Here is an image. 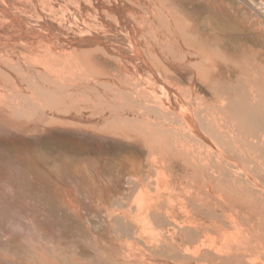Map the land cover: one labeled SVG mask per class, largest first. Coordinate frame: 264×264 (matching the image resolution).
<instances>
[{
    "label": "rangeland",
    "instance_id": "374dc122",
    "mask_svg": "<svg viewBox=\"0 0 264 264\" xmlns=\"http://www.w3.org/2000/svg\"><path fill=\"white\" fill-rule=\"evenodd\" d=\"M22 1L0 0V27L2 29H0V42L8 41L12 43L11 35H8L7 32L11 24L23 30L22 6L26 7L34 4L40 7L39 2H41V0ZM35 1L39 2L36 3ZM49 1L47 3L53 5L54 0ZM82 1L85 2L84 6L88 4L85 7L88 9V14L95 18L92 17L94 22L101 26L111 22L116 27L120 25L121 29L135 33L139 37L140 43H133L131 46L135 49L140 45L141 47L139 46L135 50L141 53L151 65L156 66L155 69L162 68L163 76H168L167 79L171 84L180 86L183 89L188 86L189 75L185 69L188 66L194 73L197 72L194 74L195 82L201 87L205 86L203 85L204 80H216L217 84L228 79L227 77L232 73L234 76L238 75L243 78L246 83L257 86L264 93V44L256 41L254 36L248 32L234 31L230 26L229 18L224 13H217L212 10L208 0ZM49 4H47L48 9H50ZM94 4L95 6H93ZM239 4L247 14L259 23V31L254 29L255 32L264 33V21L259 15L250 7H247L245 0L243 3L239 2ZM97 7L99 9H96ZM37 11L39 14L36 9L29 11L28 14L32 16L45 14L39 9ZM159 16H163V18ZM29 24L31 28L35 27L33 23L30 22ZM15 27L14 30H16ZM167 31H170V33ZM71 51L69 49L66 52L49 50L47 54H51L55 58L52 66H63L66 62L63 56L66 53L76 54ZM167 58L170 60L174 58L173 62L171 60L172 64ZM175 60L176 62H174ZM182 62H185V64ZM189 62L190 64H188ZM208 62L210 63L208 64ZM92 63L94 66L91 65ZM169 64L171 67L168 66ZM89 65L87 70L95 72V77H83L80 74L76 76L71 72L68 73L66 69L65 71L68 74L67 76L73 75L71 78L75 82L80 80L85 83L88 80L87 86H89V91L91 90L90 95L92 97L99 94L107 98L109 94H112L111 97H117L118 95L117 99H119V95H123L127 89L140 90L141 93L147 90L144 87L143 80L140 78L141 82L139 77H136L134 70L128 64V59L122 53L117 56L111 55L110 60L91 59ZM98 65L100 67H97ZM176 65L178 67L181 65V70L183 68L185 70H179L180 68L178 69ZM7 66L10 65L7 64ZM13 68L12 66L8 67L9 73L14 74L13 76L10 73V80L0 78V264H34L35 257H37L34 251L36 250L35 247L38 246L36 241L39 239L41 240L40 264H64L63 259L52 260L48 258V247L54 245V243L50 244L48 242L47 237L50 235L53 236V240H56L55 245L61 246L65 245L64 241L72 238L101 241V244H99L100 254H98L100 257L102 256L101 258H93L92 255L94 254L90 251V253H85L83 258L74 259L72 264H200L198 262L200 255L197 256V254H200V251H198L200 237L192 228L199 221L207 220L203 217V215H206L204 212L207 209H204L206 203L202 198L206 195V185L211 177V171L208 169L214 168V155L211 149L204 148L202 145L198 146L194 141H190L181 132L178 133L177 131H174L175 133L173 132L172 136L178 134L177 137H173L178 140L171 141V145L162 143L160 130L144 119L143 117L146 116L143 113L137 111L131 113L130 118L134 117L131 122V120L122 119V117L119 119V113L112 114V116H116H113V118L111 114L106 113L105 116L103 110L90 104L89 106H77L80 104L72 100L70 102L68 98L64 99L63 103L57 102L59 105L56 104V108H53L58 119L57 122L39 121L37 123L38 127L31 129L33 124L32 121H29V118L22 116V119H17L22 109L19 108L21 109L19 110L6 103V98L9 102L14 101L16 94L14 88L22 89V86L18 87L19 84L14 85L16 79L13 77H16L14 73L16 69ZM103 68L105 70H102ZM119 70L121 71L120 74H118ZM97 71L99 72L97 73ZM126 72L129 73L130 77H133V75L134 77H126L128 74ZM91 80L92 82H90ZM100 81L104 82L101 83ZM134 81H137V84ZM106 84L111 87H106ZM120 86H123L124 91ZM114 88L119 90L114 92ZM204 88L206 91L202 96H206L208 102L215 101L212 91L207 87ZM92 91L96 94H93ZM150 93L148 90L145 91L146 95ZM42 105L44 108H48L47 103H42ZM63 105H65L64 108H62ZM68 107L73 109L65 110ZM78 107L80 108L78 109ZM124 110L126 112L128 108H124ZM58 111L62 112L61 115ZM130 111L129 109L127 112ZM139 124L140 126H138ZM150 125H153L152 128H150ZM65 132L76 137L83 136L92 139L120 141L122 149L134 151L137 159L144 164V174L133 186L130 198L123 200L118 209L110 212L111 217L114 219L112 222L115 223L113 226L38 227L33 225L31 193L34 186V166L37 170H39V167H43L47 172L57 177L63 171H68L71 168L69 162L64 165L65 167L62 166L63 169H56V172L47 169L44 162L47 163L51 156L56 158L64 154V147L63 149L61 147L53 148V152L48 154L50 157L47 155L44 159V152L47 149L43 147L38 148L39 153L36 157L38 151L37 141L56 135L63 136L66 134ZM158 140L161 141L156 142ZM182 146L185 150L182 149ZM182 151H185V153L183 154ZM189 156L191 158H188ZM123 160L128 162L125 157L120 162H124ZM130 162H137L140 165L138 161L133 160ZM140 169L141 166H139L136 175L141 174ZM184 237H189L190 240L186 242L183 240ZM111 240L116 242L111 243ZM111 256L113 258H109Z\"/></svg>",
    "mask_w": 264,
    "mask_h": 264
},
{
    "label": "bare ground",
    "instance_id": "6f19581e",
    "mask_svg": "<svg viewBox=\"0 0 264 264\" xmlns=\"http://www.w3.org/2000/svg\"><path fill=\"white\" fill-rule=\"evenodd\" d=\"M80 1L54 0L53 5L52 3L50 5L47 3L50 2L49 0H41L42 3L49 4L50 9L47 8V4H42L41 2H39L40 7L34 4L26 7L21 5L23 8L21 15L23 16V30L11 24L7 32L8 35H11L12 43L8 41L0 42V78L4 80L8 78L10 80L12 73H9L8 67L12 66L14 70L16 69V72L12 71L16 76L13 77L16 79L14 85L19 84L18 87L22 86V89L14 88L16 91L14 101L9 102L7 101L8 98H6L7 104L22 109V112L19 111L21 113L17 119H22V116L29 118V121H32L33 124L31 129L37 128L39 121L57 122L56 120L58 119L54 112L56 104L57 102L63 103V100L68 98L70 102L75 101V103L80 104L77 106H89L90 104L103 110L104 115L107 113L112 116L114 113H119L121 115H118L119 119L122 117V119L131 120V122L134 118H130L129 115L131 113L135 111L143 113L146 116L143 118L160 130L162 136V141H160L162 143L171 145V141L178 140L173 138L177 137L178 134L172 136L173 132L177 131L178 133L181 132L190 141H194L198 146L208 147L214 155V168L208 169L211 171V177L206 185V195L202 198L206 203L204 209H207L204 212L206 215H203V217L207 218V220L199 221L192 228L200 237L198 250L200 254H197V256L200 255L198 262L200 264H264V93L257 86L246 83L243 78L238 75L234 76L232 73L229 74L228 79L222 80L217 84L216 80H204L203 85L205 86L201 87L195 82L194 74L197 72L195 71L194 73L188 66V68H185L189 75V78L186 75L189 83L185 88L186 90L180 86L173 85L168 81V76H163L162 68L155 69L156 66L151 65L141 53L135 50L140 45L135 49L131 46L133 43H140V39L135 33L121 29L120 25V28L116 27L110 21V24L107 23L105 26L94 22L92 20L93 16L88 14V9L85 7L88 4L84 6L85 2L82 1V3ZM99 5L101 4L99 3ZM37 8L45 14H40L41 16L28 14L29 11L34 9L39 14ZM96 9L99 8L97 7ZM106 14L111 15L112 13ZM98 16L101 17L99 14ZM159 17L163 18V16ZM30 22L35 27L31 28ZM14 27L16 30L13 29ZM167 32L170 33V31ZM142 47L144 48L145 46ZM51 49L63 52L69 49L76 54L66 53L63 56L66 61L65 65L61 66L63 68L58 65H55V67L52 66L55 58L51 54H47ZM121 53L128 59V64L134 70L136 77L138 76L139 79L143 80L144 87L151 92L149 95L145 94L147 90L141 93L140 90L131 88L125 90L123 95H119V99H117L118 95L117 97H111L112 94L107 96V98L111 97L110 99L99 94L92 97L90 95L91 90L89 91V86H87L89 81L86 78L87 82L85 83L80 80L75 82L71 78L73 75L67 76L68 74H66V71H68V73L71 72V74H76V76L80 74L83 77H95V72L87 70L91 59L102 58L110 60L111 55L117 56ZM167 59L170 60L169 58ZM173 59H171L172 62ZM171 60L170 64H172ZM182 63L185 64V62ZM7 64L10 66H7ZM96 64L98 63L96 62ZM91 65L94 66L93 63ZM180 66H177L178 69ZM97 67L100 66L98 65ZM102 70L105 69L103 68ZM118 72L120 74L121 71L119 70ZM12 75L14 76V74ZM128 76L129 73L126 77ZM105 81L107 82V80ZM109 82L111 81L109 80ZM116 82L118 83V81ZM93 83L97 84L94 81ZM135 83L137 84V81ZM106 87L110 88L111 86L109 87L106 84ZM120 87L122 89L123 86ZM127 87L129 86L127 85ZM204 87L212 91L215 101L208 102L206 96H202L206 91ZM114 89V92L119 90ZM93 91L92 93L94 94L95 92ZM42 103H47L48 108H44ZM64 107L65 105L62 106V108ZM124 108H128L127 111L129 109L131 111L125 112ZM69 109L73 108L68 107L65 110ZM58 112L59 114L62 113ZM153 125H150V128ZM139 128L141 129V127ZM150 136L153 137L151 134ZM185 146L187 147V145ZM61 148L63 149V147ZM182 152L183 154L185 153V151ZM63 153L56 158L51 156L47 163L44 162L47 169L49 168L56 172V169H61L62 166L72 161V155L69 154L68 149L64 148ZM188 158L191 157L189 156ZM88 159L92 160L91 157ZM124 162H121L119 166L117 165L119 167L117 169V177L123 176L128 167ZM109 163L107 160L101 170L112 175L113 171H111ZM131 168L133 169V167ZM137 169L135 170L138 172ZM183 240L187 242L190 238L184 237Z\"/></svg>",
    "mask_w": 264,
    "mask_h": 264
},
{
    "label": "crops",
    "instance_id": "0c3cea01",
    "mask_svg": "<svg viewBox=\"0 0 264 264\" xmlns=\"http://www.w3.org/2000/svg\"><path fill=\"white\" fill-rule=\"evenodd\" d=\"M213 1L215 2L214 4ZM213 1L208 0L211 9L217 13H224L229 18L230 26L234 31L248 32L254 36L256 41L264 44V33H257L254 30L258 29L259 31V23L247 14L239 4V2L243 3L244 0ZM247 7L249 6L247 5ZM65 133L63 136L56 135L37 141V149L40 147L47 149L44 152V159L53 152V148L64 147L72 155V161L70 162V170L62 172L58 177L47 172L43 167H39V170H37L36 166H34V186L31 193L33 225L38 227L113 226L115 223L112 222L114 219L111 217L110 212L118 209L119 204L123 200L130 198L133 186L144 174V164L137 159L134 151L122 149L120 141L92 139L83 136L75 137L71 133ZM38 153L39 149L36 157ZM122 156L128 160V162H125L128 167L123 176L117 177L120 160L124 158ZM87 157H91L92 160ZM107 160L110 162V169L113 171L112 175L101 170ZM133 160L140 163V175L135 174L137 173L135 169H137L139 164L130 162ZM47 238L50 244L54 243V245H49L48 247L49 259H63L64 264H72L74 259H81L85 253H90V251L94 254L92 255L93 258L102 257L98 255L100 254V240L86 241L83 238H72L64 241L65 245L61 246L55 245L57 242L53 240V236L50 235ZM110 242L114 243L116 241L111 240ZM36 243L38 246L35 247L34 254L37 257H35L36 261H34V264H37V258L38 264H40L41 240L39 239ZM109 258H113V256Z\"/></svg>",
    "mask_w": 264,
    "mask_h": 264
},
{
    "label": "built area",
    "instance_id": "2783aa9c",
    "mask_svg": "<svg viewBox=\"0 0 264 264\" xmlns=\"http://www.w3.org/2000/svg\"><path fill=\"white\" fill-rule=\"evenodd\" d=\"M245 3L264 21V0H245Z\"/></svg>",
    "mask_w": 264,
    "mask_h": 264
}]
</instances>
